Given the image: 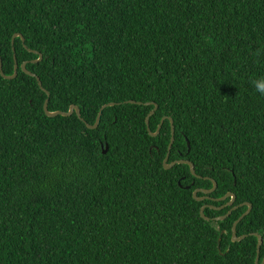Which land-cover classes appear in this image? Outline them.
Returning a JSON list of instances; mask_svg holds the SVG:
<instances>
[{"label": "trees", "instance_id": "obj_1", "mask_svg": "<svg viewBox=\"0 0 264 264\" xmlns=\"http://www.w3.org/2000/svg\"><path fill=\"white\" fill-rule=\"evenodd\" d=\"M0 58V264H262L264 0H0Z\"/></svg>", "mask_w": 264, "mask_h": 264}, {"label": "water", "instance_id": "obj_2", "mask_svg": "<svg viewBox=\"0 0 264 264\" xmlns=\"http://www.w3.org/2000/svg\"><path fill=\"white\" fill-rule=\"evenodd\" d=\"M20 37L23 41V43H25V39L20 35V34H16L14 35V38H13V41ZM36 53V52H35ZM38 54V53H37ZM42 60V55H40V58L39 60L35 61V63L37 62H40ZM26 65L27 63H24L22 65V70L23 72H25L27 75L29 76H32V77H35L38 81V84L40 86V88L42 89V91H44L47 96H50L49 92L46 91L42 85V82L40 80L39 77H37L35 74L29 72L27 69H26ZM0 70H1V74L2 76L7 79V80H12V79H15L18 75V70H19V65L17 63V61L15 60V70H14V74L12 76H5L3 71H2V61H1V58H0ZM129 104H137V105H141V103H136V102H133V101H129L128 102ZM152 105H154V109L147 115L146 119H145V124H146V127H147V131H148V134L150 137H156L157 134L159 133V130L161 128V125L163 124L164 122V118L161 120L159 126L157 127L155 133H152L149 129V118L154 114V112L156 111L157 107L155 104L151 103ZM145 105H150V103H146ZM114 106L113 103H110V104H107V105H104L100 108L99 112H98V115H97V118H96V121L94 123V125H87L86 124V128H88L89 130H95L98 125H99V122H100V117H101V114H102V111L108 107H112ZM44 112L46 114L47 117H50V118H54V117H57V116H62V117H70L72 116L73 114H76L77 118L80 120V121H83L81 116H80V111L79 109L76 107V106H71L69 111L68 112H62V111H57V112H50L49 111V99L46 100L45 104H44ZM170 132H171V137H170V141H169V144H168V152L163 160V168L165 170H169L171 169L173 166L175 165H187L189 167V171H190V174L192 176H194L195 178H198V179H201L200 176H197L194 172V167H193V164L189 161H184V160H181V161H175V162H172V163H167L168 162V157H169V150L171 149L172 147V144H173V141H174V127H173V124H172V121L170 119ZM187 146L189 148V143H187ZM107 151V147H105V150L102 152V153H106ZM212 182V189L211 190H208V191H201L202 193L204 194H210L212 193L215 188H216V183L214 181H211ZM186 189H188V187H186ZM200 192L199 190H195L193 192V198L194 200L196 201H202V199H199L196 197L197 193ZM227 198L230 199V201L227 203L226 207H229L231 206L233 203H234V200H235V196L231 193H228L226 194L222 199L218 200V201H224L226 200ZM241 206H246L247 207V211L233 224L232 226V229H231V240H232V243L235 244V243H240L242 242L243 240H245L246 237H241V238H237L236 237V227L238 226V224L244 219L246 218L249 214H250V211H251V205L248 204V203H244L242 204ZM206 206H202L200 208V211H199V215L202 219H204L206 222H209L210 219H208L207 217H205L204 215V210H205ZM212 209H215L213 207H211ZM221 209V208H219ZM217 209V210H219ZM236 207L232 208V210H235ZM228 211L226 215L222 216V217H219L217 218L216 220H224L226 217H228L231 213V211ZM223 233H221L222 235ZM256 240H257V246H256V260H255V264H258V261H259V255H260V248H261V245H262V240L259 236L257 235H252ZM262 264H264V259L262 261Z\"/></svg>", "mask_w": 264, "mask_h": 264}, {"label": "clouds", "instance_id": "obj_3", "mask_svg": "<svg viewBox=\"0 0 264 264\" xmlns=\"http://www.w3.org/2000/svg\"><path fill=\"white\" fill-rule=\"evenodd\" d=\"M250 83L258 93L264 95V76L253 78Z\"/></svg>", "mask_w": 264, "mask_h": 264}]
</instances>
